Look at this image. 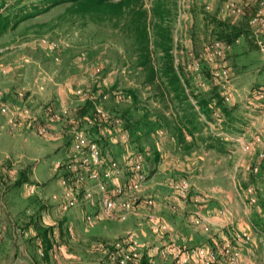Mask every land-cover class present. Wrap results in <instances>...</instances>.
<instances>
[{
    "label": "rangeland",
    "instance_id": "obj_1",
    "mask_svg": "<svg viewBox=\"0 0 264 264\" xmlns=\"http://www.w3.org/2000/svg\"><path fill=\"white\" fill-rule=\"evenodd\" d=\"M25 1L0 0V15L14 14L13 5ZM248 3L264 11V0L177 1L174 56L185 76L188 99L183 103L194 110V128L185 127V107L172 102L160 80L149 83L151 74L137 68L143 59L121 27L70 18L67 4L18 19L0 37V103L10 110L0 111V224L9 232L12 224L27 232L36 225L50 227L48 222L58 229L62 222L65 233L63 239L57 234V241L65 250L57 251L50 264H114L108 258L115 253L107 252L128 233L140 244L137 264L144 259L146 264H174L172 248L165 256L149 254V247L161 248L172 238L181 254L214 251V264H229L226 245L238 253L234 264H264V98L259 95L264 92V52L244 38L216 48L215 27L208 21L214 15L239 24ZM26 7L32 11L31 3ZM149 7L144 0L143 9ZM251 29L257 44L264 45L262 26ZM148 53L157 72L159 54L151 37ZM213 91L222 107L215 104ZM202 99H212L206 112L198 102ZM86 101L93 102L96 118L111 123L103 138L85 121L79 128L108 161L118 163L122 183L130 178L133 155L145 156L146 183L131 197L125 219L118 211L112 219L88 224L86 216L100 209L96 192L91 202L80 198L76 207L60 208V178L71 173L55 163L70 158L75 126L70 121L80 119L75 111ZM127 107L143 123L137 142L142 150L116 114ZM56 113L59 119L52 117ZM39 125L47 128L46 134L38 132ZM212 139L219 149L212 148ZM194 141L195 149L190 146ZM92 185L84 183L85 188ZM70 219L77 222L69 225L71 230ZM155 225H165L167 231L155 232ZM9 232L6 244L12 243ZM241 233L247 239L239 241ZM26 239L35 241L30 234ZM9 257L3 255L2 261ZM197 262L193 256L187 264Z\"/></svg>",
    "mask_w": 264,
    "mask_h": 264
},
{
    "label": "trees",
    "instance_id": "obj_2",
    "mask_svg": "<svg viewBox=\"0 0 264 264\" xmlns=\"http://www.w3.org/2000/svg\"><path fill=\"white\" fill-rule=\"evenodd\" d=\"M149 1L150 7L147 11L143 9L144 0H28L25 1L24 4L17 3L13 5L15 7L14 14L11 15L9 10L8 13L0 15V37L9 29H13L17 25L16 21L18 19L28 20L37 16L39 13L50 10L54 6L64 4H67L65 15L70 16V18L95 21L96 23H110L115 27H121V34L126 36L132 42V46L137 49L139 58L143 59L138 62L137 68L141 67L142 70H147L149 74H151L149 83L153 82L156 78L160 80L161 84L167 90V93L172 95L173 99H175L172 100V102H176L185 107L182 111L186 115L184 119L185 127H189V125L193 127L195 126L196 119L191 113L194 110L189 104L184 105L183 103L188 99L186 84L184 83L185 76L182 74V68L180 70L178 69L174 56L175 40L173 35V25L177 15L178 0ZM30 3L32 5V11L26 7L30 5ZM21 6H25V8H22ZM258 10L259 9L252 4H246L242 11V21L239 24L233 25L221 21L217 16L213 15L208 21H212V25L215 27V40L225 46H232L241 38H244V40H246L253 48L259 49V45L252 36L251 29V21L257 17ZM12 16H14V18ZM150 37L153 40L157 53L159 54V67L157 72H155L154 68L150 66V55L148 53ZM213 93L212 98L216 100L215 104L222 107L223 100L215 93V91H213ZM211 101L212 99H202L198 102L202 110L206 112L208 111L207 109H209V102ZM75 112H77V117L79 118L93 119L94 126L91 125V127L100 136L102 135L101 130H107V127L111 123V121L105 122L104 120L96 118L92 101H86ZM223 112L229 115V111H227L225 107L223 108ZM116 114L119 115L117 116L122 121L124 129L130 136L133 138L135 137L132 141L137 144V148L142 150L143 145L137 143L140 138L139 134L144 133L142 130L144 127L142 121L140 119H134L131 109L128 107L117 111ZM101 138L103 137L101 136ZM180 139L181 141H184L183 138ZM91 141L95 142L94 140ZM196 143L197 142L194 141L190 146L196 145ZM64 231L65 229L61 222L58 226L60 239H63ZM54 232L55 230L53 226H35L36 236L33 239L36 243L38 242L36 244V249L40 251L38 257L34 260L35 264L51 263L53 257L52 253L56 244ZM113 252L115 253V249L111 246L107 253L111 254ZM112 256L113 255H110L108 258L111 262ZM146 263L145 259L141 262V264ZM114 264L116 263L114 262Z\"/></svg>",
    "mask_w": 264,
    "mask_h": 264
},
{
    "label": "built area",
    "instance_id": "obj_3",
    "mask_svg": "<svg viewBox=\"0 0 264 264\" xmlns=\"http://www.w3.org/2000/svg\"><path fill=\"white\" fill-rule=\"evenodd\" d=\"M256 24L262 26V30H264L263 8L258 10L257 17L251 21L252 26ZM214 45L216 48H220L223 44L216 42ZM259 47L260 50L264 52V45L259 44ZM259 95L260 98H264V92H260ZM0 111L3 113L10 112L9 107L1 103ZM97 112L98 114L102 113L101 109H98ZM62 114L66 115L67 111H64ZM59 115L60 114L56 113L52 115V117L59 119ZM83 121L87 122L89 125H93L94 123L93 119L88 118L74 119L70 121V123L75 125L71 131L72 145L70 158L67 162L61 163L60 161H57L55 163L56 168L65 167V169H68L71 173L69 178H60L62 187V201L60 202V208L62 210L72 209L79 204L81 200L80 198L87 202H91L93 200V192H96L99 195L98 201L100 209L95 215L86 216V222L88 224L94 223L96 219H112L118 211L122 212L119 215L121 219H125V215H127L132 206L131 197L134 194L141 192L146 183L144 170L145 156L140 152L133 155L132 160L128 161L131 170L130 178L125 183H122L119 177L120 168L118 163L114 160L108 161L102 155L98 144L91 141L86 132H84L82 128H79L80 122L82 123ZM116 122L119 123V120H116ZM38 132L41 135L46 134L47 128L39 125ZM101 134L104 135L103 130H101ZM239 140L240 139H238V142H240ZM257 140L258 143L261 142L259 138ZM86 181L92 182V187L85 188L84 183ZM186 187V184H184L181 189L182 193L184 192L183 189ZM31 193H33V190H31ZM54 199H57V196H55ZM147 203L154 207V202L152 200H149ZM153 228L155 232L162 230H164L162 232L167 231L165 225H155ZM237 238L239 241H243L247 239V234H238ZM57 240L58 239H56V244L52 253L53 257H55L57 251H62L64 248V245L58 243ZM114 248L116 252L112 256V261L116 264L138 263V259L141 255L140 244L133 233H128L123 236L121 240L117 241ZM171 248L174 264H187L193 256L197 259V264H214L217 259L214 251L206 249L193 250L191 252L193 256L191 254H181L176 251V243L173 238L168 245H164L161 248L149 247V254L151 256L158 254L165 256ZM223 250H225V253L229 254V257L231 256V259L229 258V264H234L235 257L238 256V253L232 251L230 245L223 247Z\"/></svg>",
    "mask_w": 264,
    "mask_h": 264
},
{
    "label": "crops",
    "instance_id": "obj_4",
    "mask_svg": "<svg viewBox=\"0 0 264 264\" xmlns=\"http://www.w3.org/2000/svg\"><path fill=\"white\" fill-rule=\"evenodd\" d=\"M209 142L214 144V147H212V148H214V149L220 148L219 144L216 143L213 139L210 140ZM196 145H194L193 149H195ZM195 154L196 153L191 152L190 157L193 158V156ZM47 220L50 221L49 218H47ZM212 220H213V218H212ZM42 221L44 222V219ZM69 223L70 224H68V227H69V230H71L69 225H71V226L75 225L77 222L75 219H70ZM48 224H50V226L52 225V223H50V222H48ZM43 226H47V224L43 225ZM245 229H247V228H245ZM248 229H250V228H248ZM54 230H55L54 237H55V239H57L58 238L57 234L59 236V232H58L57 227H54ZM8 232L9 231L7 229V226H5L3 223H1L0 224V239H1V241H0V263H3V264H35L34 260L36 257H38V255L40 253V251L38 249H36V246H35L38 242L37 243H36V241L27 242V239H26L27 235H29V234L32 238H35V236H36L35 230L30 227L28 229V231L25 232V230H20L14 224H12V230H10V232L8 234L11 237V240L8 242H12L11 244L10 243L6 244V242H7L6 241V239H7L6 234ZM64 250H65V246L62 249V252ZM3 255H9L10 256L9 260L7 262H5L6 260L2 261Z\"/></svg>",
    "mask_w": 264,
    "mask_h": 264
}]
</instances>
